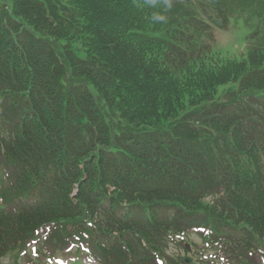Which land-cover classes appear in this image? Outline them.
<instances>
[{"label":"trees","instance_id":"16d2710c","mask_svg":"<svg viewBox=\"0 0 264 264\" xmlns=\"http://www.w3.org/2000/svg\"><path fill=\"white\" fill-rule=\"evenodd\" d=\"M229 3L0 0V258L153 264L191 224L264 264V46L213 49Z\"/></svg>","mask_w":264,"mask_h":264},{"label":"rangeland","instance_id":"374dc122","mask_svg":"<svg viewBox=\"0 0 264 264\" xmlns=\"http://www.w3.org/2000/svg\"><path fill=\"white\" fill-rule=\"evenodd\" d=\"M251 0H230L229 3V21L226 29L215 28V48L227 55L242 59L246 55L247 49L255 46H264V21H257L253 14L261 12L258 4L250 3ZM253 5L258 6L255 8ZM241 13H237V11ZM251 12V13H250ZM264 13V12H263ZM255 31V32H254ZM255 36L252 37V35ZM206 201H214V197L205 198ZM195 221H202V216H196ZM188 242L186 249L183 243ZM202 240L195 235L185 237V240H178L177 242H167L164 244L162 252L160 253L164 259L165 264H220L222 259H211L210 254H219V251L214 249H200L196 247ZM16 255V257H15ZM17 255V252L8 251L0 258V264H20L23 259ZM244 256V255H243ZM185 259L187 261L185 262ZM247 259V258H246ZM226 264H258L253 260L241 261L238 256L227 262Z\"/></svg>","mask_w":264,"mask_h":264}]
</instances>
